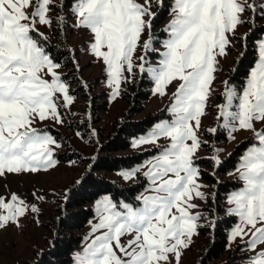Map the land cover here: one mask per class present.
<instances>
[{
    "label": "snow or ice",
    "instance_id": "1",
    "mask_svg": "<svg viewBox=\"0 0 264 264\" xmlns=\"http://www.w3.org/2000/svg\"><path fill=\"white\" fill-rule=\"evenodd\" d=\"M153 2L163 5V0H72L67 5L75 16L72 27L88 31L90 52L106 68L112 100L137 73L147 74L154 94L161 97L178 82L168 109L171 119L135 141L137 147L155 146L158 154L143 168L121 173L133 180L142 172L148 186L136 204L116 202L109 195L96 202L97 222L73 264H180L204 218L195 201L211 199L200 183L197 154L207 144L199 133L218 57L228 54L230 37L249 22L246 14L259 13L264 19V3L258 7L256 0H173L160 51L152 35ZM65 7V0H0V177L47 172L59 163L56 150L61 145L36 124L63 125L64 110L75 100L63 65L41 31L66 28ZM145 34L147 40L142 39ZM150 51L160 57L156 65L147 59ZM258 53L244 86L237 90L225 81L224 103L216 106L217 120L230 139L235 140L238 131H251L255 141L236 169L242 186L227 197L232 206L228 213L239 218L231 240L244 241L256 253L249 257L251 264H264V130L255 126L264 123V40ZM206 131L215 134L217 128ZM220 151L215 149L211 157L215 166L222 163ZM29 212L39 208L15 193L0 197V230L19 227Z\"/></svg>",
    "mask_w": 264,
    "mask_h": 264
},
{
    "label": "rangeland",
    "instance_id": "2",
    "mask_svg": "<svg viewBox=\"0 0 264 264\" xmlns=\"http://www.w3.org/2000/svg\"><path fill=\"white\" fill-rule=\"evenodd\" d=\"M164 1L165 0H163V2ZM167 1L169 4V9L165 15V18L159 24L153 22L152 27V35L156 38L155 48L160 51H163L161 42L167 38V34L165 33L164 29L172 19V16L170 15V8L173 0ZM139 2L144 3V0H139ZM256 3L259 7L260 4L264 3V0H256ZM160 8L161 6H157L155 2H153L152 11L155 12L156 15L161 10ZM255 15L260 16L259 13L254 15L246 14L244 19L253 22ZM71 16L72 18L69 20L70 44L73 48H80V54L77 57V60L79 61L80 66L85 67L84 82L87 90H89V96L84 97L83 95H74L73 91L76 89V87L71 86L70 92L74 96L75 100L70 109L64 110V119H66L65 123L63 125H58L46 121L36 124V127L47 130L54 138L57 139L58 143L61 145V147L56 150V159H58L59 163L55 169L49 170L47 172L42 171L35 174H7L4 177H0V197L7 198L10 197L12 193H15L22 197L29 205L34 204L39 208V212H29L25 217L21 218L19 227L16 225H11L6 229L0 230V264H19L25 261H31L33 258H35V252L38 250H43L49 244L52 239V232L49 226L52 217L56 214L57 207L62 204L63 200H65L66 194L68 193L71 185L81 180L83 172L89 164L88 162H84L81 158L77 157L68 162H61L58 155L77 152L84 158L94 159L97 146L106 141L116 120L123 117L124 111L127 108L122 93L116 100L111 99V89H109L107 86L106 68L101 62L97 61L90 52L88 46L90 40L88 31L85 29L72 27V25L75 23V16L73 15L72 11ZM258 25L264 26V19L258 22ZM248 30V23L239 26L236 36L234 38L230 37L232 46L228 50V54L226 56L218 57L219 66L217 72L215 73L216 79L212 84V94L208 100L206 115L202 118V127L199 134L202 140L207 141V144L204 145L198 152L197 164L201 170L200 183L207 186L203 189L207 195L210 194L211 188H213L216 183H212V186H210L209 181L204 177V174L207 173L211 176H214L215 171L220 166H215L214 161L211 159V157L215 155V149L221 150V161L225 160L227 157L239 150V161L237 162L236 168L227 175H218L216 177V181L218 182L233 181L238 183L239 187L234 189L237 190L242 186V181L238 179L239 174L236 172V169L240 163V158L244 154L245 150L255 142L253 140V133L251 131H238L233 134L236 137L235 140L230 139L229 131L220 127L222 121L217 120L216 108L217 105L224 103L222 98V94L225 90L224 82L227 81L229 83L230 72L233 69L234 63L239 58L240 54L239 39L244 38L247 35ZM41 31H44L46 35L52 37L51 30L41 28ZM142 39L147 40L148 35L145 34ZM262 40H264V35L257 42V59L259 55L258 46ZM137 54L141 55L143 53L138 50ZM147 59L149 63L156 65L160 57L156 52L150 51L147 53ZM61 71L62 75L64 76L66 71L63 69ZM247 76L245 77V80ZM229 84L235 86L237 90L244 86V84L242 86L235 83ZM177 86L178 82H174L167 90L168 95L161 97L158 94H154L155 85L153 82L152 94L149 99L144 101V112L137 115L135 119H142L149 114L165 113V118L161 119L157 123H160L164 120H170L171 114L168 109L172 103V94L176 91ZM103 93H106L108 97L103 98ZM95 96H99L97 99L99 104H102L103 102H108L109 104L108 110L99 114V121H95V116L91 110V97ZM69 122L76 123L78 126L71 130L68 124ZM156 124H154L145 134L133 139L131 146L126 151L120 153V155L149 153L145 160L129 169H124L113 173H105L104 175L108 180L118 182L122 186H130L139 181L138 178L133 180H125L122 178L121 173L131 171L137 167L143 168V165L149 159L158 154L159 150L153 145H141L138 147L135 146V141L140 137L147 135V133ZM255 126L258 130H264V123L258 122ZM213 127L217 128V132L215 134H211L206 131V129ZM53 131L59 132L61 137L57 138ZM78 132L81 134L80 136H77ZM160 143L167 144L168 142L161 140ZM139 176L145 178L142 172L138 174V177ZM147 186L148 181L146 187ZM144 189L138 195H140ZM231 192L228 194V196L231 194ZM33 193H35V196ZM38 197H43V199H38ZM98 200L91 204V207L94 211V216L90 219L85 228L79 233L82 236V243L79 250L84 247L85 239L90 235L92 225L97 222L95 205ZM195 202L199 205V208L196 210L200 211L204 218L199 221L201 227L198 229V235L193 236L190 247L184 250L180 264H198L200 251L204 246L201 228L205 227L210 222L209 211L206 209V201L196 200ZM224 207L225 215L233 216L228 213V209L232 206L227 203V199L224 202ZM236 218L237 223L231 228L228 234V249L232 250L236 247H240V253L242 255H247V258L244 259L243 264H251L249 257L255 256L256 253L249 251L246 248L244 241L237 239L233 242L231 240V232L233 228L239 223V218Z\"/></svg>",
    "mask_w": 264,
    "mask_h": 264
},
{
    "label": "trees",
    "instance_id": "3",
    "mask_svg": "<svg viewBox=\"0 0 264 264\" xmlns=\"http://www.w3.org/2000/svg\"><path fill=\"white\" fill-rule=\"evenodd\" d=\"M72 0H65L66 7L63 15L66 17L67 27L59 31H52L48 45L53 50L58 61L66 71L64 77L71 86L76 87L74 95L89 96L84 82L85 67L80 66L77 57L80 48H73L70 44V5ZM161 10L153 20L159 24L168 12L169 4L165 0ZM262 19L255 15L254 21L248 22L249 30L244 38L239 39L240 54L235 61L230 72L229 83L240 84L245 82V77L249 70L257 61V42L264 35V26H259ZM78 65V67H77ZM153 82L147 74L137 73L135 79L123 85L122 96L127 105L122 118L117 119L112 127L109 137L97 146L94 159L84 158L77 152L71 154L58 155L61 162H68L74 158H81L88 162V167L84 170L79 182L73 183L66 194L65 200L57 207L56 214L50 222L52 239L43 249L35 252V258L19 264H72L73 254L79 250L82 243V236L79 234L90 219L94 216L91 204L104 195H110L116 202H129L136 204L135 198L146 187L147 180L138 177V182L130 186H122L118 182L110 181L105 173L118 172L129 169L142 163L149 153H133L132 155H120L126 151L132 140L145 134L154 124L165 118V113H154L142 119L135 117L144 112V101L152 94ZM99 96L91 97V110L95 116V121H99V114L106 112L109 108L108 102L99 104ZM107 98L106 93L102 94ZM66 120V119H65ZM68 122V121H66ZM73 130L78 126L76 123H68ZM57 138L61 137L59 132L53 131ZM239 150L222 161L215 171V175L205 173L209 185L216 183L211 188L208 196L211 198L207 203L210 222L201 228L204 239V246L200 251L198 264H243L247 255L240 253V247L232 250L228 249V234L231 228L237 223L235 216L225 215L224 202L228 194L239 187L233 181L218 182L216 177L229 174L236 168L239 161ZM226 256V257H225ZM225 257V259H224Z\"/></svg>",
    "mask_w": 264,
    "mask_h": 264
}]
</instances>
